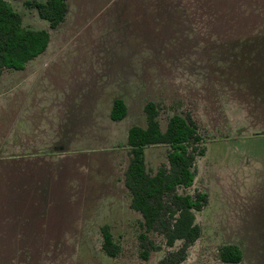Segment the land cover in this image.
<instances>
[{
    "label": "rangeland",
    "instance_id": "374dc122",
    "mask_svg": "<svg viewBox=\"0 0 264 264\" xmlns=\"http://www.w3.org/2000/svg\"><path fill=\"white\" fill-rule=\"evenodd\" d=\"M6 1L51 38L0 79V264H160L180 246L144 231L124 185L127 131L146 125L149 101L162 130L189 115L205 148L178 190L208 196L180 264H228L224 244L241 249L234 264H264V0H67L56 29ZM116 96L128 112L113 121ZM167 149L144 148L150 173ZM103 225L115 257L101 249ZM141 233L158 248L146 260Z\"/></svg>",
    "mask_w": 264,
    "mask_h": 264
},
{
    "label": "trees",
    "instance_id": "16d2710c",
    "mask_svg": "<svg viewBox=\"0 0 264 264\" xmlns=\"http://www.w3.org/2000/svg\"><path fill=\"white\" fill-rule=\"evenodd\" d=\"M25 6L34 8L38 16L48 22L50 29H56L65 19L67 0H25ZM49 43V32L45 29L33 30L22 23L21 15L6 0H0V77L5 70H21L25 64L43 53ZM143 111L146 125H132L127 131L126 146L130 160L124 172V185L130 194V208L141 214V226L146 233L163 234L165 244L177 249L168 251L160 264H180L187 251L201 233L196 223L195 213L207 204L206 192L196 190L193 194H180V188H187L194 182L196 159L205 148L202 136L189 115L173 114L164 130L157 119V105L149 101ZM124 101L115 98L110 110L112 120L126 116ZM164 144L168 147L166 163H162L155 173L147 170L144 148ZM102 251L109 257L118 252L109 227L103 225ZM142 248L141 257L146 260L150 250L158 249L145 233L139 235ZM222 263H239L241 249L234 244H224L218 249Z\"/></svg>",
    "mask_w": 264,
    "mask_h": 264
},
{
    "label": "crops",
    "instance_id": "0c3cea01",
    "mask_svg": "<svg viewBox=\"0 0 264 264\" xmlns=\"http://www.w3.org/2000/svg\"><path fill=\"white\" fill-rule=\"evenodd\" d=\"M50 38H51V36H50V33H49V43H50ZM49 43H48V45H47V47H46V49L45 50H47L48 49V46H49ZM42 54V53H41ZM37 57V56H36ZM35 57V58H36ZM35 58H33V59H35ZM33 59H31V60H29L26 64H25V66H24V68L23 69H21V70H24L25 68H26V65L28 64V63H30L31 61H33ZM7 71H17V70H5L3 73H6ZM3 73H2V75H3ZM1 75V76H2ZM0 79H1V77H0ZM115 98H120L121 99V96H116V97H114L112 100H111V103H110V108H109V118H110V110H111V107H112V103H113V100L115 99ZM123 100V99H122ZM124 101V100H123ZM124 103H125V101H124ZM125 105H126V103H125ZM126 108H127V105H126ZM4 110H5V113H6V110H7V106H6V104H4ZM127 112H128V109H127ZM126 115H127V113H126ZM111 119V118H110ZM112 120V119H111ZM85 121V120H84ZM83 121V122H84ZM113 121H117V120H113ZM263 138H264V136H263ZM263 166H264V146H263ZM229 216H231L230 214H229ZM264 223V222H263ZM235 245V244H234Z\"/></svg>",
    "mask_w": 264,
    "mask_h": 264
}]
</instances>
